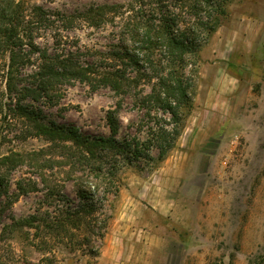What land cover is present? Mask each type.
Returning a JSON list of instances; mask_svg holds the SVG:
<instances>
[{"label": "rangeland", "instance_id": "rangeland-1", "mask_svg": "<svg viewBox=\"0 0 264 264\" xmlns=\"http://www.w3.org/2000/svg\"><path fill=\"white\" fill-rule=\"evenodd\" d=\"M20 1L28 7L44 6L53 15L61 17L54 31L36 41L53 54L74 53V45L77 44L84 52L85 48L93 52H109L110 45L118 42L120 21L100 28H91L84 22L74 26V15L84 13L92 6L120 5L125 11L131 0ZM220 1L226 16L221 18L217 32L203 44L198 67L191 70L193 108L167 158L161 163L122 161L118 170L120 194L106 195V201L102 202L99 200L104 198V191H98L90 184L88 172L80 166L73 168L67 164L53 171L46 170L47 175L57 173L60 180L49 188L26 166L12 170L7 194L0 192V264H48V261L51 264H107L110 234L112 251L109 259L129 255L134 243L142 245L141 241L135 242L141 233V225L135 219L139 212L128 209L132 199H149L151 189L156 187L152 176L157 171L167 165L177 168L190 165L198 159L200 151L206 148L213 150L224 131L223 145L213 162L227 176L222 187L217 184L214 187L226 194L224 200L218 199L223 207L220 206L216 212L212 230L210 222L205 219L198 223V230L191 231L195 223L189 220L187 225L191 234H199L198 245L214 251L209 264H264V0ZM71 17L73 22L65 21ZM83 61L102 64L98 55L83 57ZM33 63L38 65L37 56ZM35 69L29 66L25 69L26 75ZM141 87L146 92L150 90L145 82ZM61 90L60 97L54 100L33 102L29 99L24 104L35 108L46 124L74 127L91 138L112 136L108 113L122 101L120 97L109 88L94 89L90 84L76 81ZM119 117L117 138L121 141L135 137L146 141L148 128L154 126L143 121V114L135 110L131 98L125 101ZM2 122L3 117L0 116V134L6 136V140L0 142V155L10 151L28 154L43 149L47 150L43 160L62 159L61 154L51 153L50 142L42 138L21 140L20 129L12 127L6 130ZM236 138L237 144L233 145ZM151 151L157 158L158 151L155 148ZM33 182L36 183L34 191L31 188ZM83 195H92L94 204L102 208L93 216L87 212L80 216L94 226L107 225L106 230H98L92 225L91 228L83 225L80 228L68 227L63 240L48 239L53 250L41 252L46 247L40 248L45 239L44 229L38 232L21 224L12 227L14 221L22 222L33 215H54L63 209L78 210L90 201ZM101 234L105 237L100 238ZM190 243L196 244L194 239Z\"/></svg>", "mask_w": 264, "mask_h": 264}, {"label": "trees", "instance_id": "trees-1", "mask_svg": "<svg viewBox=\"0 0 264 264\" xmlns=\"http://www.w3.org/2000/svg\"><path fill=\"white\" fill-rule=\"evenodd\" d=\"M123 8L120 5L92 6L74 15V26L84 22L91 28H100L120 21L118 42L110 45L109 52H93L89 48L84 52L77 44L74 53L51 54L36 41L54 31L61 17L44 6L28 7L20 0H0V116L3 128L20 129L21 140L45 139L51 144V153L62 156L61 160L45 161L43 156L47 150L43 149L28 154L10 151L0 155L2 194H7L9 173L18 167L26 166L49 188L60 180L57 173L47 175L45 171L69 164L73 168L86 169L90 184L104 191V198L99 201H106V195L120 194L118 170L122 161L161 163L175 148L184 120L194 104L191 70L198 67L203 44L217 32L221 18L226 16L223 2L131 0L125 11ZM65 21L73 22V18ZM95 55L101 57L104 65L83 61V57ZM36 56L38 65L33 63ZM29 66L36 69L26 75L25 69ZM75 81L90 84L94 89L109 88L122 99L108 113L110 138H91L74 127L46 124L35 108L24 104L29 99L33 102L54 100L60 97L63 86ZM143 82L150 86L149 92L141 87ZM128 98L133 100L135 110L143 114V121L154 125L148 128L146 141L137 137L122 141L117 138L120 112ZM4 140L6 136L0 134V142ZM154 148L158 151L157 158L151 153ZM31 188L34 191L36 183L33 182ZM81 192L84 193L82 189ZM84 196L90 201L78 210L33 215L22 222L14 221L12 227L21 224L38 232L44 229L45 239L40 248L46 247L41 252L53 250L52 245H48L49 238L60 241L68 233V227L94 226L80 215L87 212L93 216L102 207L94 204L92 195ZM94 228L103 231L107 225ZM104 237L105 234L100 235Z\"/></svg>", "mask_w": 264, "mask_h": 264}, {"label": "crops", "instance_id": "crops-1", "mask_svg": "<svg viewBox=\"0 0 264 264\" xmlns=\"http://www.w3.org/2000/svg\"><path fill=\"white\" fill-rule=\"evenodd\" d=\"M224 137L225 131L213 150L206 148L203 152L200 151L198 159L190 165L181 168L163 166L152 176L156 187L151 189L149 199L141 197L142 200L139 201L134 198L128 207L131 212H139L135 219L141 225V233L135 242L141 241L142 245L134 243V249L128 251L129 255L126 254L121 259H109V252L112 251L110 234L106 250L107 264H209L214 251L197 244L199 234H191L187 222L189 220L195 223L191 231L198 230V223L203 219L210 222L211 230L214 228L216 212L220 206L223 207L219 200L226 197L218 187L225 184L227 176L213 164ZM210 141L213 143L212 137ZM216 184L218 187L214 188ZM143 224L145 227H142ZM191 239L196 244H191Z\"/></svg>", "mask_w": 264, "mask_h": 264}, {"label": "built area", "instance_id": "built-area-1", "mask_svg": "<svg viewBox=\"0 0 264 264\" xmlns=\"http://www.w3.org/2000/svg\"><path fill=\"white\" fill-rule=\"evenodd\" d=\"M237 141H238V138H236V140L232 141V144L233 145H236L237 144Z\"/></svg>", "mask_w": 264, "mask_h": 264}]
</instances>
